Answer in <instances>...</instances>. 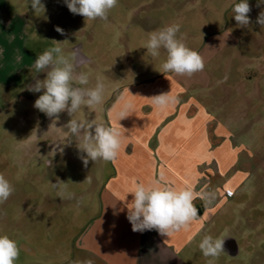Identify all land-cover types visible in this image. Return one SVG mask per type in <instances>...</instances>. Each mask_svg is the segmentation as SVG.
<instances>
[{
	"label": "rangeland",
	"instance_id": "374dc122",
	"mask_svg": "<svg viewBox=\"0 0 264 264\" xmlns=\"http://www.w3.org/2000/svg\"><path fill=\"white\" fill-rule=\"evenodd\" d=\"M236 2L118 0L106 21H85L72 14L64 0H41L44 12H35L29 0H0L4 8L0 18L16 16L25 22L26 40L21 46L35 58L53 41L63 42L60 47L66 55L76 53V71L90 73L88 87L102 77L103 102L82 106L73 118L109 126L107 107L119 90L164 76L160 65L166 52L162 49L157 58L147 53L143 47L148 33L180 25L177 36L199 52L205 67L191 77L166 75L184 87L186 98H194L218 120L235 117L243 143L253 141L249 149L254 188L241 195L237 191L224 203L211 229V236L225 231L227 237L237 239L240 252L237 257L220 254L216 264H264V28L256 22L264 4L258 7V0H248L250 24L242 28L231 11ZM78 51L88 62L79 63ZM3 75L0 79H5ZM22 76L26 82L0 84V173L15 189L0 204V235L18 242L16 264H82L78 242L102 209V192L113 162L89 160L85 167L80 156L86 153H81L79 138L66 126L72 119L67 111L52 126L53 118L34 107L43 91L30 92L26 86L46 74L24 71ZM63 183L67 188L61 198L57 192Z\"/></svg>",
	"mask_w": 264,
	"mask_h": 264
},
{
	"label": "crops",
	"instance_id": "0c3cea01",
	"mask_svg": "<svg viewBox=\"0 0 264 264\" xmlns=\"http://www.w3.org/2000/svg\"><path fill=\"white\" fill-rule=\"evenodd\" d=\"M3 10L0 6V12ZM25 27L19 17L0 18V58H5V63L0 62L5 78L0 79L1 85L26 82L22 73L35 71L36 58L21 46L26 40ZM77 56L80 64L88 62L81 52ZM34 82L31 79L28 84ZM161 93L176 98V103L164 111L155 109L149 99ZM184 93L175 78L164 75L119 90L108 104V119L121 131L122 147L103 188L102 209L80 236L82 264H207L210 258L202 254L199 243L211 235L221 206L237 191L241 195L244 189L253 190L254 162L249 149L253 141L247 146L243 143L232 120L235 117L220 121ZM125 102H130L133 110L120 120L117 113ZM153 181L177 189L191 187L197 194L194 205L198 219L186 230L170 237L156 230L132 231L124 207L132 200L127 193L134 182ZM204 192L215 193V199L207 203L199 195ZM213 237L225 239L221 254L238 256L237 239L227 237L225 231Z\"/></svg>",
	"mask_w": 264,
	"mask_h": 264
},
{
	"label": "clouds",
	"instance_id": "9594fccd",
	"mask_svg": "<svg viewBox=\"0 0 264 264\" xmlns=\"http://www.w3.org/2000/svg\"><path fill=\"white\" fill-rule=\"evenodd\" d=\"M64 3L72 14L83 16L85 21L97 19L106 21L109 12L117 6L118 0H64ZM29 4L35 12L45 11L41 0H29ZM262 4L264 0H258L257 6ZM231 11L239 27H247L250 24L251 7L248 0H239L232 6ZM256 22L264 28V11L259 13ZM55 30L61 35L64 34V30L59 27ZM179 32L178 24L150 32L143 47L152 58L159 57L162 49L166 52V58L160 65V72L165 77L166 74L191 77L203 71L205 67L202 56L184 43L182 35L177 36ZM62 43L53 41V46L35 59L33 67L36 73H45L46 76L42 80L34 77L35 82L26 86L30 92L43 91L35 100L34 107L47 117L53 118L52 126H55L59 114L67 111L72 119L66 126L72 135L79 138L78 148L81 153H86V156H80L85 167L89 160L113 161L118 157L122 147L121 131L104 123L78 121L73 118L82 106L92 108L103 102L105 90L103 79L98 76L95 86L88 87L90 73L76 71V53L66 55L60 47ZM149 99L153 107L159 111H164L176 103V98L169 93H161ZM132 110L133 105L125 102L117 115L121 120L129 116ZM63 184L64 188L57 192L61 198L65 196L67 188V183ZM53 187H57V184H53ZM14 191L13 185L0 173V204L7 201ZM127 194L132 195V200L126 202L124 207L127 209V219L133 232L156 230L161 236L170 237L176 232L186 230L192 221L198 219V209L194 205L197 194L191 187L177 189L159 181L147 184L134 182ZM199 195L207 203L215 199L213 192ZM125 200L126 197L123 201ZM224 240L211 235L203 237L199 249L205 257L213 258L208 259L207 264H214V259L224 252ZM19 255L18 242L6 234L0 235V264H16ZM85 264L92 262L87 261Z\"/></svg>",
	"mask_w": 264,
	"mask_h": 264
}]
</instances>
